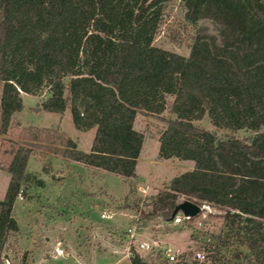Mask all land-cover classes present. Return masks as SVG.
I'll use <instances>...</instances> for the list:
<instances>
[{
  "label": "trees",
  "instance_id": "obj_1",
  "mask_svg": "<svg viewBox=\"0 0 264 264\" xmlns=\"http://www.w3.org/2000/svg\"><path fill=\"white\" fill-rule=\"evenodd\" d=\"M181 3L192 27L186 56L153 44L166 0H0V134L22 108L21 93L44 94L39 109L68 107L75 128L95 129L88 151L58 128L36 126L5 151L0 262L17 231L13 206L33 147L136 178V114L158 115L172 96L157 156L192 160L193 168L149 196L141 217L169 221L182 200L207 204L222 217L212 260L228 264L219 250L236 244L233 259L264 264V0ZM204 116L227 133L193 123ZM131 249V264H153Z\"/></svg>",
  "mask_w": 264,
  "mask_h": 264
},
{
  "label": "rangeland",
  "instance_id": "obj_2",
  "mask_svg": "<svg viewBox=\"0 0 264 264\" xmlns=\"http://www.w3.org/2000/svg\"><path fill=\"white\" fill-rule=\"evenodd\" d=\"M166 2L164 21L153 44L186 56L192 27L184 20L181 0ZM45 96L21 93L22 108L12 114L7 131L0 134V199L9 180L3 169L7 161L5 151L28 141L23 129L58 128L80 150L90 149L95 129L75 128L68 107L63 113L39 109ZM171 101L172 96H168L165 109L158 115L145 111L136 114L134 128L143 135L136 178L75 163L45 148L33 147L25 169L28 177L21 185L24 193L21 198L16 197L13 206L17 231L4 245L0 264H6V260L9 264H131L129 258L122 253L112 254L111 249L126 247V228L133 225L138 226L136 239L152 238L169 243L177 253H191L200 248L203 237H195L193 226L173 224L159 216L141 217V212L151 210L149 196L164 188L174 176L193 168L192 160L157 156L160 131L165 127V120L174 117L169 110ZM193 123L219 135L227 133L215 129L207 116ZM235 135L242 137L247 133L238 131ZM103 209L115 214L111 219H101L99 211ZM207 214L205 228L215 239L222 229L221 212L209 206ZM61 236L66 242H56L67 249L68 255L49 252L54 239ZM236 247L229 244L224 249L233 253ZM239 248L245 253L244 247ZM143 257L158 263L157 254ZM240 259L244 261L243 257Z\"/></svg>",
  "mask_w": 264,
  "mask_h": 264
},
{
  "label": "built area",
  "instance_id": "obj_3",
  "mask_svg": "<svg viewBox=\"0 0 264 264\" xmlns=\"http://www.w3.org/2000/svg\"><path fill=\"white\" fill-rule=\"evenodd\" d=\"M21 197L22 193L20 190L17 193V198ZM198 206L200 210L195 216L184 215L181 211H178L172 216V219L167 222H172L173 224L188 225V227L193 226V228L195 229L194 234H196L195 237H203L204 243L200 248L192 250L191 253H177V251H175L169 243H165L163 241L152 238L136 239L135 235L138 226L133 225L132 227L126 228V237L128 238L127 245L124 248L123 254L129 258L132 252L131 246H133V249L135 251H137L138 253L142 252L145 256H152L154 254H157L158 263L154 261L153 264H216L217 262H214L211 258V254H213L214 249L217 246L216 239H214L213 235H211L208 229L205 228V218L208 215L207 212L209 211V205L201 204ZM114 214L115 213L108 212L104 209L99 211V217L102 219L112 218ZM228 246L229 245L223 246L219 250V254L227 260L231 258L228 264H240L237 259L232 258V252H225L224 248ZM53 253L55 255H68L67 250L61 246L60 242H56ZM5 263L9 264L8 260H6Z\"/></svg>",
  "mask_w": 264,
  "mask_h": 264
},
{
  "label": "water",
  "instance_id": "obj_4",
  "mask_svg": "<svg viewBox=\"0 0 264 264\" xmlns=\"http://www.w3.org/2000/svg\"><path fill=\"white\" fill-rule=\"evenodd\" d=\"M199 210L198 204L188 200H182L174 207L172 216L178 211H181L184 215L195 216Z\"/></svg>",
  "mask_w": 264,
  "mask_h": 264
},
{
  "label": "crops",
  "instance_id": "obj_5",
  "mask_svg": "<svg viewBox=\"0 0 264 264\" xmlns=\"http://www.w3.org/2000/svg\"><path fill=\"white\" fill-rule=\"evenodd\" d=\"M102 219V218H101ZM109 219H111V218H109ZM45 238V240L47 239V237H44ZM54 241L56 242V241H60V242H66V239H65V237H63V236H61L60 237V239H58V238H55L54 239ZM55 242H54V245H53V249H54V246H55ZM53 249H50L49 250V252H52L53 251ZM64 249H66L65 247H64ZM67 250V249H66ZM112 251V254H118V253H122L123 254V252H124V248H122L121 250H119V249H111ZM123 256H125L124 254H123ZM128 258V257H127Z\"/></svg>",
  "mask_w": 264,
  "mask_h": 264
}]
</instances>
